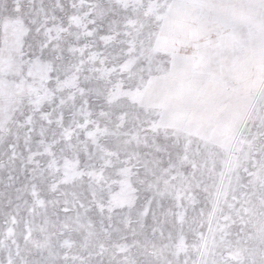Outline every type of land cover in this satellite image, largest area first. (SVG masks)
Segmentation results:
<instances>
[{
    "label": "snow or ice",
    "instance_id": "1",
    "mask_svg": "<svg viewBox=\"0 0 264 264\" xmlns=\"http://www.w3.org/2000/svg\"><path fill=\"white\" fill-rule=\"evenodd\" d=\"M0 264H264V0H0Z\"/></svg>",
    "mask_w": 264,
    "mask_h": 264
}]
</instances>
